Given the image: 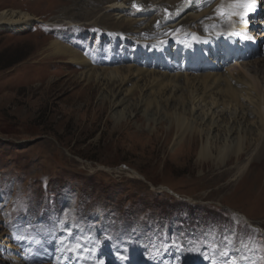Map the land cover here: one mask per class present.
<instances>
[{"label":"rangeland","instance_id":"rangeland-1","mask_svg":"<svg viewBox=\"0 0 264 264\" xmlns=\"http://www.w3.org/2000/svg\"><path fill=\"white\" fill-rule=\"evenodd\" d=\"M96 1L0 0V11L40 19L23 30L0 29V264H264V162L253 165L250 182L224 173L235 158L227 167L213 160L203 165L206 127L193 145L185 143L189 136L177 144L176 128L167 133L185 104L151 91L142 100L146 90L120 103L121 89L113 97L101 84L86 86L81 65L50 54L57 40L96 67L132 57L160 69L184 57L158 47L180 38L181 30L147 36L156 43L141 50L144 36L117 31L108 0ZM207 48L195 70L201 74L219 56ZM217 64L222 77L235 66ZM236 64L247 66L241 77L264 84V49ZM153 98L160 111L147 106ZM256 120L232 134L248 132L250 150L241 162L261 135ZM209 138L222 143L225 132L213 129Z\"/></svg>","mask_w":264,"mask_h":264},{"label":"bare ground","instance_id":"bare-ground-1","mask_svg":"<svg viewBox=\"0 0 264 264\" xmlns=\"http://www.w3.org/2000/svg\"><path fill=\"white\" fill-rule=\"evenodd\" d=\"M94 1L96 4L99 3ZM134 1L139 3L138 6L133 5ZM204 1L131 0L130 3H127L126 0H108L107 7L114 15L112 24H115L116 28L120 25L116 30L124 31L123 28H126L138 36H144L140 44L141 50L152 49L156 38L164 35L165 32L172 29L181 30L182 35L180 38L172 40L175 44L171 48L167 44L165 46L158 45L164 50H170L175 56H180V53L184 54L183 64L179 67L171 63L167 68H148L133 63L130 56L128 64L96 67L89 57H85L70 45L57 40L52 42L53 51L50 54L64 56V58H68V62L81 65L83 70L79 74V79L85 81L86 86L93 83L101 84L108 89L110 94L112 93L113 97L116 96L115 91L121 89L124 97L119 99L120 103H127L126 101L130 99L129 95H141L146 90L147 93H143L146 95L145 98L144 95L140 97L143 98L142 100H148V91H151V93L160 96H167L168 99L175 98L180 104H185L184 111L177 112V116H173L171 119L172 127L167 133L170 134L176 128L177 134L180 132L176 143L181 144L189 136L185 143L193 145L202 131L204 134L206 133L204 130L206 127L208 136L206 142H203L199 149L200 162L204 165L213 160L218 167L219 165L227 167L235 158L236 166L227 168L224 173L228 175L232 173V179L238 177V179L250 182L255 178L253 165L259 166L264 162V84L261 81L257 83L241 77L240 74L243 70L247 71V66L244 64L230 66L231 68L227 69L226 77H222L218 73V68L222 65L217 64L214 60L215 56H212L208 72L201 74L195 71L201 67L199 61L207 57L206 54L203 55L204 48L210 47L214 51L216 50L221 58H224L225 47L229 40H239L241 37L247 39L249 35L243 25L246 14L242 9L244 8L243 4L248 1L217 0L215 5L213 4L214 6H211L212 2L206 4ZM204 5L207 6L204 7ZM108 14L109 12L106 10L105 15ZM63 19L64 21L70 19L66 23L71 25L74 23L71 17L68 18V15ZM36 21H40L39 17L25 11L16 9L0 11V29L19 31L32 26ZM228 26L229 28L225 29ZM209 29L210 34L203 32ZM152 35L157 37L153 38L154 40L147 39ZM221 45H223V49H218ZM155 54L154 52L149 56L147 61L154 60ZM208 57L210 60V55ZM187 59L194 62L191 68H184L189 64ZM204 61L208 62V59ZM208 66L209 64L205 65L206 68ZM261 73H264V69ZM152 100L147 102V106L151 108L153 105L159 110L160 101L157 98ZM102 102L101 107L106 104V100ZM196 114L198 117L200 116L202 130L197 129L200 126L195 118ZM252 118L257 119L256 121L260 123L262 132L252 150L250 152L247 150V157L241 162L240 160L245 156V150H250L251 143L248 132L245 134L246 136L239 132L233 139L231 137L237 127L241 128L243 121H254ZM233 123H236L237 126L232 128ZM217 128L225 132V138L222 143L213 145L209 138V132ZM133 174L138 176L139 173L133 172ZM243 217L247 218L246 215Z\"/></svg>","mask_w":264,"mask_h":264},{"label":"water","instance_id":"water-1","mask_svg":"<svg viewBox=\"0 0 264 264\" xmlns=\"http://www.w3.org/2000/svg\"><path fill=\"white\" fill-rule=\"evenodd\" d=\"M138 4H139V3H138L137 1H134V2H133V5H134V6H138Z\"/></svg>","mask_w":264,"mask_h":264}]
</instances>
